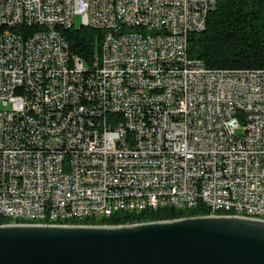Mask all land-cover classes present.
Instances as JSON below:
<instances>
[{"label": "built area", "instance_id": "1", "mask_svg": "<svg viewBox=\"0 0 264 264\" xmlns=\"http://www.w3.org/2000/svg\"><path fill=\"white\" fill-rule=\"evenodd\" d=\"M217 4L0 0V216L217 204L264 220V71L187 53ZM76 18L104 33L88 64L56 31Z\"/></svg>", "mask_w": 264, "mask_h": 264}, {"label": "water", "instance_id": "2", "mask_svg": "<svg viewBox=\"0 0 264 264\" xmlns=\"http://www.w3.org/2000/svg\"><path fill=\"white\" fill-rule=\"evenodd\" d=\"M0 264H264V222L192 217L123 226L0 227Z\"/></svg>", "mask_w": 264, "mask_h": 264}, {"label": "trees", "instance_id": "3", "mask_svg": "<svg viewBox=\"0 0 264 264\" xmlns=\"http://www.w3.org/2000/svg\"><path fill=\"white\" fill-rule=\"evenodd\" d=\"M56 31L67 43L70 53L86 64L98 53L104 34L84 27ZM187 53L190 59L203 62L209 70L264 71V0H218L216 9L207 17L205 30L189 35ZM222 215L225 214L199 205L185 211L164 208L140 214L116 213L109 218L72 220L58 225L115 227ZM14 223L0 221V226Z\"/></svg>", "mask_w": 264, "mask_h": 264}, {"label": "bare ground", "instance_id": "4", "mask_svg": "<svg viewBox=\"0 0 264 264\" xmlns=\"http://www.w3.org/2000/svg\"><path fill=\"white\" fill-rule=\"evenodd\" d=\"M84 27L86 28V23H79V27L81 28ZM70 29V27L67 25L65 22H56V30L58 29ZM75 29V28H74ZM38 31V23H29V31ZM198 205H191V204H181L179 205V208H174L175 210H190L192 208H196ZM207 209H209L211 212H220L225 215H229V212H236V205H229V208H227V205H217V204H208V205H203ZM150 211L151 207H144L142 211H136V214L143 213L145 211ZM72 213H79V206H72ZM116 213H124L122 209H114V215ZM240 215L241 216H252V209L251 208H240ZM222 217H234V216H222ZM87 218H93L94 219V214H82V217H78L76 215H69V214H60L57 217H53V224H58V223H64V222H69L72 220H80L81 219H87ZM95 218H102V211H95ZM235 218H243V219H250V217H235ZM0 221H10V222H15L16 223V217L12 215H5V216H0ZM256 221H263L264 220H256ZM14 223V224H15ZM3 226H9V225H3ZM0 226V227H3ZM51 227V226H48Z\"/></svg>", "mask_w": 264, "mask_h": 264}, {"label": "rangeland", "instance_id": "5", "mask_svg": "<svg viewBox=\"0 0 264 264\" xmlns=\"http://www.w3.org/2000/svg\"><path fill=\"white\" fill-rule=\"evenodd\" d=\"M79 27V20L78 18L75 19V28L77 29ZM241 132V131H239ZM56 226H59L58 224H55Z\"/></svg>", "mask_w": 264, "mask_h": 264}]
</instances>
